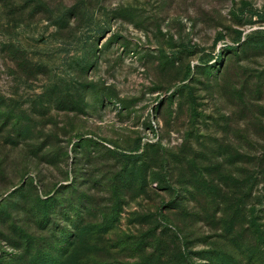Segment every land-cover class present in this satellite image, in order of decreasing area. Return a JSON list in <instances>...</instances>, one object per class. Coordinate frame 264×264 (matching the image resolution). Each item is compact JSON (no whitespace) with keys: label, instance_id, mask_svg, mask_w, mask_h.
<instances>
[{"label":"rangeland","instance_id":"rangeland-1","mask_svg":"<svg viewBox=\"0 0 264 264\" xmlns=\"http://www.w3.org/2000/svg\"><path fill=\"white\" fill-rule=\"evenodd\" d=\"M0 264H264V0H0Z\"/></svg>","mask_w":264,"mask_h":264}]
</instances>
